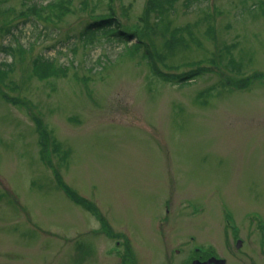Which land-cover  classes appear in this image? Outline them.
Returning a JSON list of instances; mask_svg holds the SVG:
<instances>
[{
	"label": "rangeland",
	"instance_id": "obj_1",
	"mask_svg": "<svg viewBox=\"0 0 264 264\" xmlns=\"http://www.w3.org/2000/svg\"><path fill=\"white\" fill-rule=\"evenodd\" d=\"M52 1L0 0V264H181L196 245L263 263L262 0H175L145 26L148 0L20 15ZM106 16L145 27L153 60L87 29ZM39 56L59 73L36 76Z\"/></svg>",
	"mask_w": 264,
	"mask_h": 264
},
{
	"label": "trees",
	"instance_id": "obj_2",
	"mask_svg": "<svg viewBox=\"0 0 264 264\" xmlns=\"http://www.w3.org/2000/svg\"><path fill=\"white\" fill-rule=\"evenodd\" d=\"M175 0H148V3L145 6L144 9V17H142V21L145 22L149 19L148 16L151 13L156 14L157 18L160 19L165 13L166 9L171 6L172 3H174ZM258 7H260V10L264 13V0L260 1L258 4ZM65 8L63 1H52L48 2L45 5L37 4V3H31L23 12H21L20 15L23 17L29 19V21L32 23V25H35V19L38 20H51V16H54L56 11H63ZM47 13V14H45ZM91 27H95L93 30L99 32H106L110 35H113L118 41H120L123 44L130 43V49L131 50H138L140 48L145 47V55L147 54L150 59L153 60V53L150 51V49L145 45V27L143 29L134 28L132 31H124L119 23L114 22L113 18L110 16L106 17H99V19L95 20L94 22L89 23L87 26V29H90ZM86 29V30H87ZM95 31H90V33H93ZM2 51L8 56L12 55L15 52L18 51V48H14L11 45L3 46ZM34 74L38 76L39 78H49L57 73H59V68H55L54 62L50 59H46L43 56L36 57L34 61L32 62ZM10 67V63H2L0 62V81H2L3 77L6 74L7 69ZM159 77L166 79L168 76H165L162 74V72L157 73ZM201 75L200 71L195 69L193 71H189L187 73H183L182 75L177 76V82L180 84L186 83L187 81L192 80L195 78L194 76ZM62 189L69 195H72V191L63 184ZM70 196V195H69ZM76 201H80L77 198H74Z\"/></svg>",
	"mask_w": 264,
	"mask_h": 264
},
{
	"label": "flooded vegetation",
	"instance_id": "obj_3",
	"mask_svg": "<svg viewBox=\"0 0 264 264\" xmlns=\"http://www.w3.org/2000/svg\"><path fill=\"white\" fill-rule=\"evenodd\" d=\"M260 228L264 229V226L257 225V227L255 228L256 231L254 230L253 235L255 233H257V231H259ZM238 232H239V230H237L236 232H234L232 234V238L234 237V241H235V249H237V250H239L240 247L242 246V241H244L243 244H245L246 242L249 243L250 239L252 237V236L249 235V236H245L244 238H241L240 236H238ZM246 235H248V233H246ZM257 235L259 236L258 241L260 242V244H262V246H260L259 248L257 247L256 251H257L258 256L260 258H263V263H260L259 259L256 260L255 256L253 255L252 250L250 249V250L246 251V262H244L245 264L249 260H252V259H253L252 260L253 264H264V242L261 241L262 238H261V236L258 233H257ZM227 239H228V237H227ZM238 240H240V243H241L239 248L236 247V243H237ZM203 251L204 252H200L198 247H193V248L189 249L187 255L183 258L181 264H196L197 262L198 263H204L208 259H211V262H210L211 264H216V263L212 262V257L222 258L221 256L217 255L216 253L212 252V249L210 251H208V250L207 251L203 250ZM175 252H176L177 255L180 254L179 250L175 251ZM131 257H132V255H131ZM226 262H225V264H226Z\"/></svg>",
	"mask_w": 264,
	"mask_h": 264
},
{
	"label": "water",
	"instance_id": "obj_4",
	"mask_svg": "<svg viewBox=\"0 0 264 264\" xmlns=\"http://www.w3.org/2000/svg\"><path fill=\"white\" fill-rule=\"evenodd\" d=\"M236 246L240 247V242H237ZM210 262H211V259L206 261V262H204V263H198V262L197 263L198 264H211ZM212 262H215L216 264H224L225 263L224 260H218V259H215V258H212Z\"/></svg>",
	"mask_w": 264,
	"mask_h": 264
}]
</instances>
